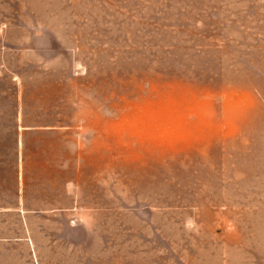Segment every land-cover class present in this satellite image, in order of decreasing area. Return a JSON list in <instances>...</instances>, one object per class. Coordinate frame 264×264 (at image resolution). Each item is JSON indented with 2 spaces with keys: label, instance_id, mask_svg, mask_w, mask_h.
I'll return each instance as SVG.
<instances>
[{
  "label": "rangeland",
  "instance_id": "rangeland-1",
  "mask_svg": "<svg viewBox=\"0 0 264 264\" xmlns=\"http://www.w3.org/2000/svg\"><path fill=\"white\" fill-rule=\"evenodd\" d=\"M0 264H264V0H0Z\"/></svg>",
  "mask_w": 264,
  "mask_h": 264
}]
</instances>
